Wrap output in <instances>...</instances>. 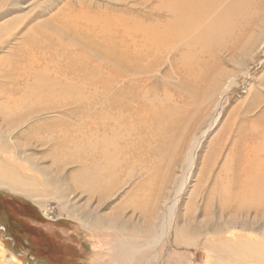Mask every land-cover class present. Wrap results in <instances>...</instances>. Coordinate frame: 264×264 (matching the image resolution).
<instances>
[{"label": "rangeland", "instance_id": "374dc122", "mask_svg": "<svg viewBox=\"0 0 264 264\" xmlns=\"http://www.w3.org/2000/svg\"><path fill=\"white\" fill-rule=\"evenodd\" d=\"M65 1L76 2L0 0V24L16 20L0 33V72L14 60L9 52L29 29L34 38L42 30L58 35L52 24L41 21ZM95 1L102 8L124 6L123 0ZM248 2L251 14L236 29L203 52L196 47L192 68L172 62L153 73L155 91L147 96H156L146 102L151 105L146 134L132 138L128 155L124 141L115 140L124 153L116 155L119 168L109 175L115 178L95 181L86 177L92 167L80 165L79 155L91 149L69 136L81 126L78 104L69 101L73 93L38 87L34 103L46 102L48 109L28 119L0 118V264H217L223 254L208 249L210 241L233 236L264 240V211L236 206L227 198L234 176L240 171L243 179V171L254 165L252 155L240 158L236 137H241L238 143L241 129L251 125L260 135L264 125V0ZM79 86L74 87L78 94ZM74 107L75 119L64 113ZM258 140L252 144L254 154H259ZM96 182L100 192L94 191ZM8 185L35 196L10 191ZM177 195L171 215L167 206ZM224 256L221 264H235Z\"/></svg>", "mask_w": 264, "mask_h": 264}, {"label": "bare ground", "instance_id": "6f19581e", "mask_svg": "<svg viewBox=\"0 0 264 264\" xmlns=\"http://www.w3.org/2000/svg\"><path fill=\"white\" fill-rule=\"evenodd\" d=\"M121 3L124 6L120 8L108 5V8H102L95 0H76L75 4L65 1L63 7L41 21L45 25L52 24L58 35L42 30L41 35L34 38L30 36L34 29H29L9 52L15 56L14 60L10 63L6 56L10 64L0 72V118L3 120L28 119L40 110L48 109L44 106L46 102L34 103L38 87H58L60 92L74 94V100L69 101L71 105L78 104L75 107L80 113L81 126L76 132L69 131V136H74L79 143L82 140L91 149L79 155L80 165L83 169L92 167L86 177H94L98 182L102 181L101 176L108 178L119 168L116 155L120 153L121 145L115 140L124 141L121 147L128 155L133 150L134 140L146 134L147 107L151 109L146 102L156 96H147L150 91H155L151 85L153 73L161 71L162 64L171 65L172 62L177 63L178 68H192L197 46L202 51L211 42L227 36L239 26L240 19H247L251 14L248 0H123ZM15 21L0 24V33L12 28ZM9 36L10 33L7 38ZM73 41L92 52L69 45L74 44L71 43ZM5 42L6 39H3L1 44ZM3 58H0V64H3ZM197 70L202 73V69ZM78 85L82 88L79 94L77 91L80 89L74 88ZM86 92L94 100H86ZM72 111L64 113L78 118L76 108ZM98 132H101V137ZM241 132H244L242 139L236 143L241 138L236 137L234 144L239 152L242 151L241 159L253 156L248 159L253 160L254 165L249 162L250 169L243 171V179H240V171L234 176L236 184L233 192L228 191L227 198L236 206L247 208L255 205L259 211H264V125L260 135L254 132L252 125L249 129L243 127ZM109 133L112 136H108ZM259 138V154H254L256 150L252 144ZM198 144L193 146L192 151ZM110 147L113 152H110ZM77 148L82 151L79 146ZM94 186L95 192L101 191L97 182ZM8 187L10 191L33 198L34 194L17 189L16 185ZM177 199L178 195L175 202L167 206L171 215ZM260 234L264 235V231ZM246 237L210 241L207 248L223 254L217 257V264L224 261L226 254L229 261L235 264L237 259L243 260L241 264L264 262V240L260 238L258 241L255 236L258 242H254Z\"/></svg>", "mask_w": 264, "mask_h": 264}]
</instances>
